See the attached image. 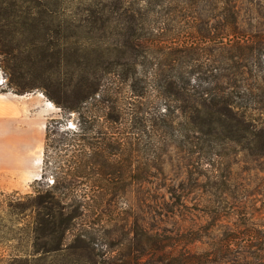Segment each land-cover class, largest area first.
Here are the masks:
<instances>
[{"label": "rangeland", "instance_id": "1", "mask_svg": "<svg viewBox=\"0 0 264 264\" xmlns=\"http://www.w3.org/2000/svg\"><path fill=\"white\" fill-rule=\"evenodd\" d=\"M7 2L10 18L0 37V62L4 51L16 57L26 74L28 91L17 95L8 88L0 65L4 79L0 94H12L16 101L17 128L34 130L40 123L43 132L39 136L35 131L24 148H30L25 161L35 156L31 164L0 170V199L11 201V240L0 244V264H264V155L255 156L249 132L243 133L245 139H235L238 143L204 136L194 154L188 149L193 136L188 133L182 139L174 133L162 153V173L154 171L155 177L148 182L134 183L112 197H37L68 166L69 154L65 156L61 145L53 146L58 135L45 138L46 125L52 128V122L58 121L61 129L70 132L80 128L78 115L63 114L39 86L60 87L73 98L71 91L78 84L81 68L90 66L91 59L101 54L110 63L113 53L122 55L128 17H134L139 35L158 38L167 48L177 39L190 37L194 18L198 30L208 25L216 34L223 22L219 0ZM120 3L129 12L123 14ZM233 4L239 31L235 36L258 50L234 59L245 68L232 72L220 84L226 88L224 94L233 91L234 103H253L262 99L256 88L264 89V0H235ZM232 41L237 40L215 37L203 42L214 47L213 65H223L222 56L239 53L229 52ZM243 90L249 95L241 98ZM37 94L52 108L39 101ZM244 124L250 129L254 123ZM98 126L106 124L100 120ZM37 140L41 151L35 155ZM92 155L88 148L76 154L79 164L88 165L85 173L71 175L83 191L97 179L90 175L91 169H97ZM37 156L40 162L33 165ZM204 170L208 175L216 171L219 179H207ZM45 213L59 216L60 223L72 216L75 219L61 238L58 234L49 237L44 226L36 228ZM241 246L247 248L240 251ZM56 248L54 254L44 253Z\"/></svg>", "mask_w": 264, "mask_h": 264}, {"label": "trees", "instance_id": "2", "mask_svg": "<svg viewBox=\"0 0 264 264\" xmlns=\"http://www.w3.org/2000/svg\"><path fill=\"white\" fill-rule=\"evenodd\" d=\"M234 2L219 0L221 7L218 11L223 22L216 34L208 25L198 30L194 18L189 26L190 37L177 39L171 48L165 47L158 38L139 35L134 17H128L122 29V55L113 53L110 63L101 54L91 59L90 66L81 68L78 84L71 91L73 98L60 87L55 90L51 84L40 85L47 99L63 114L74 112L78 115L80 128L70 132L61 129L58 121L52 122V128L46 125L45 138L58 135L53 146L55 144L57 148L61 145L60 150L65 152V156L69 154V158L67 169L57 175L45 194L37 197H112L119 191H126L134 183L144 184L155 177V172L162 173V153L174 133L182 139L188 133L193 136L194 141L188 149L194 154L204 136L225 137L238 143L240 141L235 139H245L243 133L249 132L254 154L261 158L264 155V89L256 88L262 98L260 100L234 103L233 91L224 94L226 88L220 84L234 74L232 72L245 68V65L233 62L234 59L247 57L258 50L248 43H240L242 39L235 36L239 31ZM121 3L119 8L123 14L129 12L130 8L126 9ZM9 18L8 2L0 0V37ZM215 37L225 41L235 37L237 40L232 41L228 50L239 53L222 56L221 66L212 64L214 47L203 44ZM1 54L0 65L7 77L8 88H12L17 95H23L28 91L26 74L10 51ZM248 92L243 90L240 97H246ZM100 120L106 124L105 127L98 126ZM248 120L254 123L250 129L244 124ZM173 143L178 145L175 140ZM85 148L92 150L94 161L91 160L97 169H91L90 175H96L97 179L83 191L71 175L86 172L87 162L79 164L76 160V154L85 151ZM118 154L122 158L117 159ZM203 172L207 179H219L216 171L209 175L208 170ZM37 206L41 208V203ZM10 215L11 201L0 199L1 245L11 240ZM60 219L45 213L39 218L36 228L40 226L41 230L44 226L43 230L49 237L58 234L61 238L75 217L64 219L62 223ZM246 248L241 246L239 250ZM57 250H45L44 253L54 254Z\"/></svg>", "mask_w": 264, "mask_h": 264}, {"label": "crops", "instance_id": "3", "mask_svg": "<svg viewBox=\"0 0 264 264\" xmlns=\"http://www.w3.org/2000/svg\"><path fill=\"white\" fill-rule=\"evenodd\" d=\"M11 95L8 93L0 94V125L3 129V133L0 134V170H14L21 167L24 162L28 165L31 164L35 156L25 161L30 148L26 150L24 148L27 142L33 139L35 131L39 136L43 132V128H39L40 123H37L34 130L31 129L32 131L16 127L17 105L16 101L11 99ZM37 142V147L34 149L35 155L41 151L40 141L37 140ZM33 165H35V161Z\"/></svg>", "mask_w": 264, "mask_h": 264}, {"label": "bare ground", "instance_id": "4", "mask_svg": "<svg viewBox=\"0 0 264 264\" xmlns=\"http://www.w3.org/2000/svg\"><path fill=\"white\" fill-rule=\"evenodd\" d=\"M36 98L39 99V101L44 102V104L46 105V107H50V108H52L51 103H49L48 101H46V100L44 99V97H43L41 94H37V95H36ZM34 161H35V165H38L39 162H40V158H39V156H37V157L34 159Z\"/></svg>", "mask_w": 264, "mask_h": 264}, {"label": "built area", "instance_id": "5", "mask_svg": "<svg viewBox=\"0 0 264 264\" xmlns=\"http://www.w3.org/2000/svg\"><path fill=\"white\" fill-rule=\"evenodd\" d=\"M2 80H4V79H3L2 76H1V77H0V87L3 86V83H2L3 81H2Z\"/></svg>", "mask_w": 264, "mask_h": 264}]
</instances>
